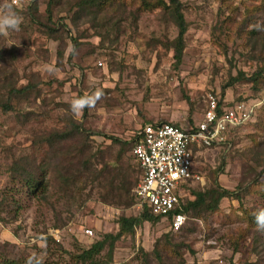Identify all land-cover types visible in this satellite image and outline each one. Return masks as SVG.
I'll return each mask as SVG.
<instances>
[{"label": "rangeland", "instance_id": "rangeland-1", "mask_svg": "<svg viewBox=\"0 0 264 264\" xmlns=\"http://www.w3.org/2000/svg\"><path fill=\"white\" fill-rule=\"evenodd\" d=\"M32 1L35 12L29 9ZM180 2L187 31L177 66L172 47L178 28L166 8L141 10L139 0L127 1L94 18L74 19L68 10L73 0H60L51 13L48 0L14 3L20 12L13 11L23 18L20 30L0 34V194L18 184L22 208L13 212L17 205L6 196L0 209V261L72 264L65 250L75 254L102 234L118 232L120 217L141 211L133 192L141 170L124 141L148 121L193 126L201 120L207 94L215 93L221 102L260 103L250 121L231 129L227 142L195 153L193 169L201 177L183 190L182 199H193L191 189L204 191L214 182L232 194L213 211L199 208L201 216L187 217L177 232L169 230L167 220L142 222L115 242L112 264H145L144 258L151 264H264V232L248 222L249 214L264 210V83L255 91L249 80L264 67V0ZM10 3L0 0V15ZM62 21L73 28L63 39L44 32ZM71 37L81 44L75 47ZM230 76L239 79L222 91ZM13 86L25 89L10 93ZM97 91L103 96L96 106L74 117L71 101ZM4 102L15 109L3 112ZM70 116L92 133L88 154L97 169L106 164V171L93 181L90 171L73 176L65 187L60 154L43 137L62 129ZM23 156L46 164L44 174L38 171L50 182L45 193L31 198L20 183H12L9 167ZM11 192L16 195L15 188ZM46 235L54 241L46 243Z\"/></svg>", "mask_w": 264, "mask_h": 264}, {"label": "trees", "instance_id": "trees-1", "mask_svg": "<svg viewBox=\"0 0 264 264\" xmlns=\"http://www.w3.org/2000/svg\"><path fill=\"white\" fill-rule=\"evenodd\" d=\"M127 1L130 4L138 3V0H73V4L69 5L68 10H70L71 14H74V19H80L82 16H92L94 18L95 14L100 12L103 8L107 6L113 5V7L118 8L117 6H124ZM60 3V0H48V4L46 7V12L51 13L52 8L56 7ZM12 10L20 12L15 6V4L10 3ZM13 4V5H12ZM139 9L141 10H153L154 8L162 7L163 9H168L173 21L175 22L178 28V36H177V44L173 45V47L168 43L173 50V56L175 59V65L180 63L182 56V48H183V40L184 35L187 31V23L184 19V15L182 12V5L180 0H139ZM38 5L36 2H31L30 11L35 12L37 10ZM64 19V18H63ZM62 19V20H63ZM71 19L72 23H75V20ZM75 26V25H73ZM47 30L44 32L47 33L48 36L56 39H63L64 31H71L73 28L69 27L68 23L65 21L59 22V26H55L52 28L47 27ZM73 38V37H71ZM76 38H73V43L75 47L81 43H77ZM167 45V47H169ZM3 58V51L0 48V61ZM241 77L244 76V73H238ZM238 77H231L226 81L221 89L224 91L227 87L234 85L238 81ZM253 83V88L255 91L261 89L262 84L264 83V67H258L256 71L251 75L249 79ZM30 87H28L29 89ZM25 88L22 87L20 89H16L14 86L9 89L10 93L13 92H23ZM2 111L8 112L12 109H15L10 103L4 102L2 103ZM72 116V115H71ZM68 117L67 120H64V126L60 130H55L48 133L43 139L48 144V146H52V152L56 155H59V161L61 163V170L59 171L62 181H64V186L67 187L71 185L73 182V178L79 177L80 174L90 171L89 177H91V181L94 179H98L101 176L104 177L106 171V164L104 168L97 169L95 162L91 160L93 156L88 154V150H90V145H88V140L91 136V132L86 131L82 123L74 117ZM149 122V121H148ZM176 124V123H175ZM179 125V124H177ZM130 144L132 147L133 140L124 141ZM71 148V150L69 149ZM28 157H21L18 159H14L11 164L10 171L12 177V183L17 182L20 183V186L25 189L29 197H35L38 194L45 193L49 189L50 182L45 180V176L38 177L39 174H44L43 171L46 168V164L44 165H36L32 159H27ZM74 167L77 169V173H70L71 170H74ZM221 171V167L218 171ZM74 176V177H73ZM75 177V178H76ZM18 184L14 186L7 187L5 191L0 194V209L3 210L7 205L5 202L7 200L6 196H11L14 204L16 203V208L13 212L18 213V211L22 208L20 203V199L18 198L19 189L16 187ZM189 185H186L188 188ZM15 188V193H12L11 190ZM189 189V188H188ZM191 193L194 195L193 199H188L182 202L180 212H183L187 217L189 216H198L200 217V213H198L199 208H203L207 211H213L218 207L219 200L225 196H230L232 193L228 189L221 188L218 186L216 182L211 188H206L204 191L200 189H191ZM6 192V193H5ZM6 194V195H5ZM178 211V210H176ZM190 214V215H189ZM170 217V216H169ZM171 218V217H170ZM162 220L160 216L154 215L147 207L142 208L140 213L136 215H130L128 217H120L118 223L120 225V229L116 233L107 232L102 234L100 239L95 240L91 245L87 248H80L79 251L75 254L66 251L72 257V264H112V254L115 246V242L123 235L127 233H133L136 226H139L144 221L149 222H157ZM249 225H253L255 223V214L248 215ZM256 224V223H255ZM182 228V227H181ZM180 228V229H181ZM178 229V230H180ZM172 232H177L169 229ZM165 238L169 239V234L164 235ZM44 241L46 243H50L54 241L52 236H45ZM59 251V249H58ZM104 251L103 255L101 253ZM155 256L160 259L161 255L159 253V249L154 248ZM1 257V256H0ZM146 259V260H145ZM21 260L16 258L9 259L8 257H2L0 264H50L48 262H40L37 259L29 260L21 263ZM147 258H144L143 263L151 264L150 259H148V263H146Z\"/></svg>", "mask_w": 264, "mask_h": 264}, {"label": "built area", "instance_id": "built-area-1", "mask_svg": "<svg viewBox=\"0 0 264 264\" xmlns=\"http://www.w3.org/2000/svg\"><path fill=\"white\" fill-rule=\"evenodd\" d=\"M19 1L12 0L13 4ZM259 103L225 99L221 102L215 93H208L201 120L193 126L184 128L169 121L143 123L134 134L131 147L141 170L133 189L138 210L147 207L167 220L170 229H180L187 219L179 211L182 192L201 177L193 169L195 153L201 147L227 142L231 129L250 121ZM85 231L92 234L89 229Z\"/></svg>", "mask_w": 264, "mask_h": 264}, {"label": "clouds", "instance_id": "clouds-1", "mask_svg": "<svg viewBox=\"0 0 264 264\" xmlns=\"http://www.w3.org/2000/svg\"><path fill=\"white\" fill-rule=\"evenodd\" d=\"M5 12L0 15V34L7 35L9 30L19 31L23 18L16 14L10 5L5 4ZM103 93L97 91L94 95L75 99L70 103V110L74 117H79L85 108L92 109L102 98ZM256 228L260 232H264V210H260L255 214Z\"/></svg>", "mask_w": 264, "mask_h": 264}, {"label": "crops", "instance_id": "crops-1", "mask_svg": "<svg viewBox=\"0 0 264 264\" xmlns=\"http://www.w3.org/2000/svg\"><path fill=\"white\" fill-rule=\"evenodd\" d=\"M169 120V122H172V123H176V124H178L176 121H174V120H171V119H168ZM149 122H156V121H149ZM159 122V121H158ZM145 123V122H144ZM143 125V123L139 126V128L141 127ZM180 125V124H179ZM190 127V126H189ZM138 128V129H139ZM138 129H136L135 131H134V133L132 134V136H130L129 138H128V140L127 141H129V140H133L134 139V134L136 133V131L138 130Z\"/></svg>", "mask_w": 264, "mask_h": 264}]
</instances>
